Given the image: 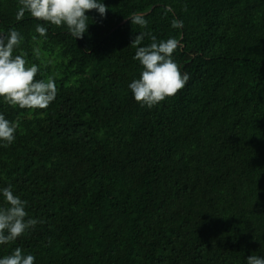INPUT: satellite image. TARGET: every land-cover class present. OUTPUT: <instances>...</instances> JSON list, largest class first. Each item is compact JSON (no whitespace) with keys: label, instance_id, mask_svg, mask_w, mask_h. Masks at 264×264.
Here are the masks:
<instances>
[{"label":"trees","instance_id":"16d2710c","mask_svg":"<svg viewBox=\"0 0 264 264\" xmlns=\"http://www.w3.org/2000/svg\"><path fill=\"white\" fill-rule=\"evenodd\" d=\"M101 2L105 18L86 13L88 31L75 39L28 13L18 21V0H0V33L19 31L14 54L26 52L37 79L58 89L43 110L0 98V114L19 125L10 146L0 141V189L11 185L44 221L0 245V258L17 247L35 264L264 257V0ZM137 12L146 28L129 19ZM141 32L179 40L173 58L190 74L151 109L128 87L142 71L131 46Z\"/></svg>","mask_w":264,"mask_h":264},{"label":"clouds","instance_id":"9594fccd","mask_svg":"<svg viewBox=\"0 0 264 264\" xmlns=\"http://www.w3.org/2000/svg\"><path fill=\"white\" fill-rule=\"evenodd\" d=\"M18 5V21L28 13L45 24L66 27L75 39H83L88 31L89 17L86 13L96 10L101 18H105L108 11L101 0H18ZM129 19L132 24L147 27L144 13H133ZM171 27L182 29L183 21L174 19ZM35 31L41 37H46L48 30L42 24H37ZM145 37L149 38L150 43L141 46ZM22 40V35L15 28L9 29L7 34L0 33V98L14 108L47 109L58 94L55 79L51 76L37 79L39 66L29 64L26 52L14 54ZM131 46L136 48L134 59L139 62L142 71L128 87L141 106L151 109L186 86L190 74L182 73L181 66L173 58L175 51L182 47L179 40L173 37L157 40L151 32H141L135 36ZM36 54L39 55L38 50ZM18 127L17 122L0 114V141L4 142V147L15 141ZM0 194L5 201V206H0V245L14 242L38 223H44L43 220L29 217L27 201L14 194L11 185L0 189ZM0 264H35V256L25 254L22 248L17 247L11 254L0 258ZM247 264H264V257L250 255Z\"/></svg>","mask_w":264,"mask_h":264},{"label":"rangeland","instance_id":"374dc122","mask_svg":"<svg viewBox=\"0 0 264 264\" xmlns=\"http://www.w3.org/2000/svg\"><path fill=\"white\" fill-rule=\"evenodd\" d=\"M44 52V54H46V55H49V53L48 52H46V51H43Z\"/></svg>","mask_w":264,"mask_h":264}]
</instances>
